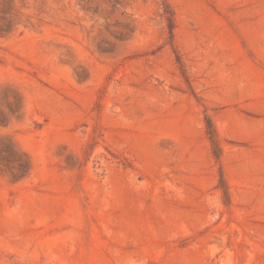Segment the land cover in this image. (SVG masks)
I'll return each mask as SVG.
<instances>
[{
  "label": "rangeland",
  "instance_id": "1",
  "mask_svg": "<svg viewBox=\"0 0 264 264\" xmlns=\"http://www.w3.org/2000/svg\"><path fill=\"white\" fill-rule=\"evenodd\" d=\"M166 2L0 0V264H264V0Z\"/></svg>",
  "mask_w": 264,
  "mask_h": 264
},
{
  "label": "trees",
  "instance_id": "2",
  "mask_svg": "<svg viewBox=\"0 0 264 264\" xmlns=\"http://www.w3.org/2000/svg\"><path fill=\"white\" fill-rule=\"evenodd\" d=\"M162 5H163V17L165 19V22H166V25L169 29V32L172 33L173 22H174L173 12H172L169 4L166 2V0H162ZM15 27L16 26H15L14 22L11 19H8L5 22V26H0V36H6V35L12 33V31L14 30ZM3 121H4V118L0 117V123H3ZM206 125H207V129H208L207 134L209 136L211 145L213 148L215 147L218 150L219 147H218V143H217V138H216L215 131L212 128L211 121L207 119ZM1 138H3V137H0V140H1ZM213 152L218 157L219 153L217 154L215 152V150H213ZM16 154H17V150L10 145H7L6 148L0 147V157L5 159V161L7 163L6 165L8 167V170L10 171V174L12 175V177L14 179H19L20 177L24 176L26 171L28 170V163L25 162V166L23 168H21L20 172H14L12 170V168L15 166H13V164H9V163L10 162L13 163L14 161H17Z\"/></svg>",
  "mask_w": 264,
  "mask_h": 264
}]
</instances>
